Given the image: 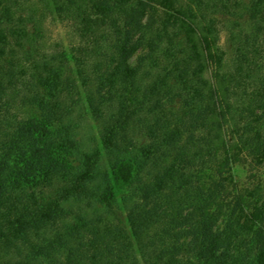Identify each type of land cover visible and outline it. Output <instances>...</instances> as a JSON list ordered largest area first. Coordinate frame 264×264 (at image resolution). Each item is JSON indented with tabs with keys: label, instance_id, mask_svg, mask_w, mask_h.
Listing matches in <instances>:
<instances>
[{
	"label": "trees",
	"instance_id": "16d2710c",
	"mask_svg": "<svg viewBox=\"0 0 264 264\" xmlns=\"http://www.w3.org/2000/svg\"><path fill=\"white\" fill-rule=\"evenodd\" d=\"M247 1L0 0V264H264V179L226 175L264 165Z\"/></svg>",
	"mask_w": 264,
	"mask_h": 264
},
{
	"label": "rangeland",
	"instance_id": "374dc122",
	"mask_svg": "<svg viewBox=\"0 0 264 264\" xmlns=\"http://www.w3.org/2000/svg\"><path fill=\"white\" fill-rule=\"evenodd\" d=\"M244 1L245 3H248L247 0ZM244 8L245 6L242 9L244 10ZM48 26L50 36L53 38L64 37V28L59 21L56 19H50ZM221 42L227 49H230L227 41V32L225 29L222 30L221 33ZM141 53L142 51L137 52L131 59L133 64L136 63L137 57ZM76 114L81 115L79 119L80 125H78V136L87 140L89 143L94 144L99 139L100 127L98 123L92 118L91 113H89L88 110L86 111V109L82 110V113ZM226 175H230V178L233 179L238 189H244L246 187L253 188L259 182V180L264 179V165H261L258 170H253L246 161H238L232 164V167L226 172ZM252 175H254V177Z\"/></svg>",
	"mask_w": 264,
	"mask_h": 264
}]
</instances>
